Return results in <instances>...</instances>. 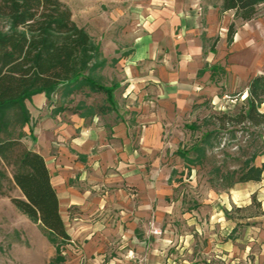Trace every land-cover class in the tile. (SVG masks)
<instances>
[{"label":"crops","instance_id":"obj_1","mask_svg":"<svg viewBox=\"0 0 264 264\" xmlns=\"http://www.w3.org/2000/svg\"><path fill=\"white\" fill-rule=\"evenodd\" d=\"M184 6L185 0H176L174 17L159 12L155 19L152 16L139 22L119 38L104 35L105 39L96 40L83 24L82 28L100 45L108 64L117 60L115 67L123 75L115 91L116 110L106 114L111 121L100 122L102 117L98 115L89 118L57 112L59 108L44 93L26 102L31 122L24 130V142L46 161L71 238L65 245L66 252L62 247V256L69 254L63 264L188 263L184 252L187 242L174 243L165 234L152 233V225L163 232L158 222L168 212L154 209V194H142L140 170L147 163L146 153L157 155L167 146L163 139L168 136V125L189 115L194 105L206 98L218 96L219 87L213 83L217 70L224 69L230 75L229 81L222 82L227 88L245 85L264 74V40L261 28L256 32L249 26L253 20H234L233 12L221 14V9L213 7L206 10L202 30L197 17H187ZM232 22L237 31L229 45L227 35ZM215 37L220 39L216 53L210 47L205 54L203 43ZM213 66L218 69L212 71ZM206 67L208 70L200 75ZM121 103L129 111L121 112ZM157 163L160 160L152 159L153 168ZM259 163L256 166L264 163V156ZM125 187L141 191L132 194ZM258 189L233 201L245 203ZM208 213L214 218L216 212L212 208L206 212L202 207L195 212L197 218L188 222L200 236L207 231ZM247 220L250 225L231 227L232 231L238 230L234 241L220 242L212 235L204 254L223 261L226 255L230 264H264V216L258 214ZM142 226L146 228L144 240L135 236ZM174 248L177 255H170Z\"/></svg>","mask_w":264,"mask_h":264},{"label":"rangeland","instance_id":"obj_2","mask_svg":"<svg viewBox=\"0 0 264 264\" xmlns=\"http://www.w3.org/2000/svg\"><path fill=\"white\" fill-rule=\"evenodd\" d=\"M60 1L71 9L73 19L81 27L85 23L96 40L101 37L105 39V36L119 38V35L130 31L133 26L135 28L139 22L141 24L152 16L155 19V14L159 12H169L171 17H174L176 11L173 9L176 0ZM221 4L222 0H185L184 11L188 18L197 17L200 29L203 30L208 7L221 9ZM4 26V22L0 23V28ZM249 26L255 28L256 32L261 28L264 40V6ZM176 33H179L178 29ZM216 39L217 37L203 43L205 54ZM218 40L217 48L220 45V39ZM100 74L107 86L123 79L115 63H109ZM229 79L227 71L217 70L213 83L219 87L218 96L206 98L203 103L194 105L189 115L168 125V136L163 139L167 146L157 155L146 153L147 163L140 170L144 181V188H140L142 194H154V209L168 212L167 217H162L158 222L163 228L162 235L165 234L164 237L174 243H188L184 251L188 259L187 264H230L226 255H223V261L210 259L212 254H204V248L209 246L212 235L220 242L230 239L234 241L238 237V230L232 231L231 227L250 225L251 222L247 219L261 214L258 210L259 202L262 210L264 209V180L258 186L238 183L245 161L255 155L254 164H260V157L264 156V119L259 125L249 121H236L235 118L248 109L249 83L227 88L222 82ZM64 93V87H60L49 101L56 108L60 109L62 106L68 113L88 114L89 118L98 115L102 117L100 122L111 121L106 115L109 108L106 95L93 93L88 88L69 97ZM118 97L121 99L122 95L118 94ZM118 109L125 113L129 111L122 103ZM259 112L264 114V104ZM152 159L160 160L155 168L151 165ZM4 186L6 196L0 197V264H62L54 263L56 248L49 241L41 224L31 220L11 202V198H23L21 192L9 182ZM257 187V193L251 195L245 203L241 200L236 203L233 201L243 195L249 196ZM125 189L132 194L141 191L138 187ZM202 207L206 212L212 208L216 213L214 218H211L209 213L206 215L207 231L200 236L194 225H189L188 222L197 218L195 212ZM211 226L214 227L212 230ZM145 230V227H140L135 236L144 240ZM62 247L66 252L65 245ZM175 251V248L172 249L173 253L170 255H177ZM112 254L116 255L114 252ZM67 257L69 254H65V260Z\"/></svg>","mask_w":264,"mask_h":264},{"label":"trees","instance_id":"obj_3","mask_svg":"<svg viewBox=\"0 0 264 264\" xmlns=\"http://www.w3.org/2000/svg\"><path fill=\"white\" fill-rule=\"evenodd\" d=\"M263 5L264 0H222L221 14L233 12L234 20L250 22L257 18ZM3 22L5 26L0 28V197L6 196V182L21 192L23 198H11V202L41 224L55 245L54 263L63 264L62 246L71 238L46 161L24 142V130L31 122L26 102L43 93L50 100L60 87H64L66 97L88 88L93 93L106 95L107 112H112L116 110L115 91L119 84L103 83L100 72L108 61L100 45L74 21L71 9L62 1L0 0V23ZM236 31V23L232 22L227 35L229 45ZM218 41L211 46L212 53H216ZM207 70L206 67L199 74ZM247 93L248 109L235 119L239 123L249 121L259 125L264 119V114L259 112L264 104V74L251 80ZM63 111V108L57 110ZM255 159L253 155L245 161L238 183L258 184L264 180V163L256 166ZM258 210L264 216L260 202Z\"/></svg>","mask_w":264,"mask_h":264},{"label":"built area","instance_id":"obj_4","mask_svg":"<svg viewBox=\"0 0 264 264\" xmlns=\"http://www.w3.org/2000/svg\"><path fill=\"white\" fill-rule=\"evenodd\" d=\"M151 231H152V233H153L154 235H160V234L162 233L161 231L155 229V228L153 227V225H152V229H151Z\"/></svg>","mask_w":264,"mask_h":264}]
</instances>
